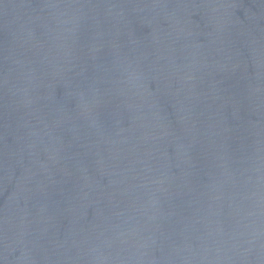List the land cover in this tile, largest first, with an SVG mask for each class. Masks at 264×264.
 <instances>
[{
	"label": "water",
	"instance_id": "water-1",
	"mask_svg": "<svg viewBox=\"0 0 264 264\" xmlns=\"http://www.w3.org/2000/svg\"><path fill=\"white\" fill-rule=\"evenodd\" d=\"M0 264H169V0H0ZM170 264H264V0H170Z\"/></svg>",
	"mask_w": 264,
	"mask_h": 264
}]
</instances>
